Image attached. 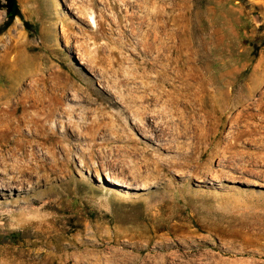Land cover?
Wrapping results in <instances>:
<instances>
[{
    "label": "rangeland",
    "instance_id": "1",
    "mask_svg": "<svg viewBox=\"0 0 264 264\" xmlns=\"http://www.w3.org/2000/svg\"><path fill=\"white\" fill-rule=\"evenodd\" d=\"M3 2L0 88L91 86L67 98L98 124L63 196L0 149V264H264V0H18L8 28Z\"/></svg>",
    "mask_w": 264,
    "mask_h": 264
},
{
    "label": "bare ground",
    "instance_id": "2",
    "mask_svg": "<svg viewBox=\"0 0 264 264\" xmlns=\"http://www.w3.org/2000/svg\"><path fill=\"white\" fill-rule=\"evenodd\" d=\"M154 14L156 17H160V8H157ZM111 64H115L114 60ZM146 71H149V69ZM15 76L18 77V74L16 73ZM132 77L134 79L139 76L133 74ZM150 86L149 84L145 85L143 91L149 93ZM70 88L73 91L75 88L74 94L76 97H79L75 101L80 102L91 99V95L94 94L91 86H79L78 88L69 86H55L52 88L34 87L37 95L23 101L22 91L24 88L22 86L10 87L8 89L0 88V124L5 123L12 130V132H8L0 137V149L8 152L4 161L12 158L14 164L11 165L14 166V170L16 169L23 175H29L31 178H36V182L39 181L40 183V181H44V184L47 186L45 194L48 196L52 194L57 196L64 195L69 181L70 162L73 160L71 156L75 151L78 155L84 151L85 144L82 142V139L87 137L95 138L96 136V131L93 129L98 123L94 122L85 125L81 122V113L78 112L79 107L70 106L69 99L67 98ZM156 88L159 87L157 86ZM48 90L54 93L53 97L45 96ZM126 90L127 94L124 96L122 92L123 96L121 95V99L129 104L134 117L137 118L138 111L140 109L145 110L138 106V101L145 97L134 86L127 87ZM159 92H162V90H159ZM81 93H85L86 95H83V98H81ZM149 94L151 95L149 100H158L160 98V95L154 91ZM113 103L117 104L118 102L114 101ZM163 111H158V114L164 115L166 112ZM112 115L115 118H111L112 123L109 125L111 129H115V132H112L111 136L114 138L124 136L122 133H118L120 129L118 127L119 124L116 123L118 120L117 116L115 114ZM67 116H69L68 120L64 121L63 118ZM74 118H77V120H74ZM147 122L150 125L153 123L151 117L147 116ZM27 129L28 132H26ZM84 130H88V132H84ZM186 130L189 129L186 128ZM180 134L174 130L171 138H169V141L177 147L181 144V141L178 140ZM71 139H74L75 142ZM95 145L88 144L86 149L94 150ZM76 153L74 154V158H79L76 156ZM17 155L24 158V161L21 162V158L15 159ZM79 166L81 165L78 164ZM107 178L114 185H123V176L121 180L109 173ZM0 188L4 189L2 182Z\"/></svg>",
    "mask_w": 264,
    "mask_h": 264
},
{
    "label": "trees",
    "instance_id": "3",
    "mask_svg": "<svg viewBox=\"0 0 264 264\" xmlns=\"http://www.w3.org/2000/svg\"><path fill=\"white\" fill-rule=\"evenodd\" d=\"M1 8L6 11V28H8L14 22V20L22 14L18 0H4ZM260 38V35H258L257 33H252L247 42L248 45H252V48L255 49L256 55L259 54L260 51ZM261 45L264 46V43H262Z\"/></svg>",
    "mask_w": 264,
    "mask_h": 264
}]
</instances>
